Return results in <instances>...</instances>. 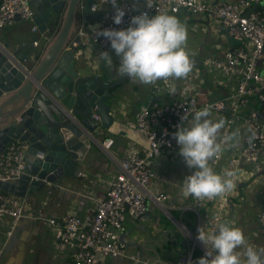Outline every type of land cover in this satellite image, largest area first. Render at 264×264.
I'll return each mask as SVG.
<instances>
[{"label":"crops","instance_id":"1","mask_svg":"<svg viewBox=\"0 0 264 264\" xmlns=\"http://www.w3.org/2000/svg\"><path fill=\"white\" fill-rule=\"evenodd\" d=\"M208 1L236 3L239 0ZM165 14L175 16L186 29L187 39L184 47L193 64L188 75L193 76L196 111L209 104L226 103L235 92L236 80L225 75L209 60L223 59L225 52L235 45L234 42L219 22L207 14L190 13L186 10H180L177 14ZM96 22L97 18L89 24ZM34 27L36 26L32 21L15 22L12 26L4 27L0 34L1 45L10 44L16 36L26 33L25 40L29 45L33 47L34 42H39V45L33 48L38 53L42 52L44 46L52 39V34L45 32L48 39L43 40L41 33L32 31ZM108 53L112 58L111 65L100 58L101 52L96 49H84L77 62L78 67L84 68L86 75L95 76L103 83H113L122 77L119 72L120 58L115 51ZM258 67L262 70L264 64L260 63ZM186 77L161 79L151 85L128 78L111 92L110 105L114 122L107 131L98 129L100 144L90 148L83 161L79 162L78 175L63 178L60 184L46 185L43 190L22 198L25 202L23 217L18 220L10 236L7 235L11 226L10 219L0 220V264L65 262L67 254H57L53 250V237L46 221L49 218H61L67 213L76 214L80 218L92 216L94 205L106 195L107 181L119 174V161L134 148L142 149L145 145L142 137L134 135L126 128V123L134 119L141 106L149 104L153 99L152 92L157 88H160L161 92L154 98L160 104L169 103L170 90H179L185 84ZM258 110L259 106L250 99L233 119L229 150L216 165L210 161V166L217 174L231 170L227 162L242 150L246 120ZM210 118L214 122L221 119L226 122L229 114L211 111ZM106 140H111L107 148L101 145ZM153 169L155 178L148 186V191L153 195L162 193L167 197L164 207L168 214L149 203L146 216L127 220L125 233L121 238L124 254L129 256L139 253L140 259L150 264H179L184 247L179 243V239L172 236L176 231L173 220H179L181 214L191 212L187 208L192 197L185 198L181 195V184L195 170L187 167L179 151L174 155L156 158L153 161ZM232 171L236 173V186L228 193L227 200L218 197L213 204L206 202L199 210L198 223L195 222L191 229L185 227L196 238L199 246L204 247L197 239L198 229L211 228L213 216L221 211V222H228L230 226L240 228L249 244L264 248L262 228L258 222L260 207L264 201V149L256 163L241 161ZM201 257L203 254L197 248L191 264H197ZM109 261L111 264H133L126 257L112 258Z\"/></svg>","mask_w":264,"mask_h":264},{"label":"built area","instance_id":"2","mask_svg":"<svg viewBox=\"0 0 264 264\" xmlns=\"http://www.w3.org/2000/svg\"><path fill=\"white\" fill-rule=\"evenodd\" d=\"M118 6L125 11L123 22L114 23L115 8L106 0H95V10L99 13L95 24L87 23L83 15L77 22L71 37L70 46L79 53L84 49H96L98 52H113L110 41L97 36L96 31L104 29L123 30L130 26L134 16L147 12L150 15L177 14L180 10L190 13H204L212 17L225 30L234 42V46L225 52L223 59L209 60L213 65L230 77L235 78L236 88L227 102L209 104L213 112L229 114L219 140L224 141V151L231 146V126L240 109L253 99L259 110L253 112L246 120V131L243 138V148L238 155L229 158L227 165L235 170L241 161L256 163L264 149V0H239L236 3L216 2L208 0H150L151 8L146 0H117ZM35 11L32 0H0V34L4 27L12 26L19 18L21 21H32ZM37 32V28L32 29ZM47 40L45 33L40 34ZM39 42H34L37 47ZM160 88L155 89L153 99L148 105L141 106L134 119L126 123V128L134 135L142 137L145 145L142 149L134 148L118 163L119 174L106 183V195L94 205L92 216L80 218L73 213H67L61 218H49L46 223L53 237V250L57 254H67L63 264H111L110 259L126 257L133 264H150L140 259V254L129 256L124 254V244L121 240L125 233V223L129 219H137L148 211L149 203L168 214L164 203L167 197L158 193L153 195L148 186L155 178L153 161L162 156L174 155L179 151V145L174 133L180 126H187L182 119L196 111V96L193 92V76L186 77L185 84L179 90H170L171 101L160 104L154 97L159 95ZM98 122L97 117H93ZM111 140L102 142L107 148ZM26 145L19 142L7 144L0 153V181L18 180L25 173ZM236 184L235 177H233ZM228 194L224 196L227 200ZM213 204L214 200H196L191 198L187 208L195 214L199 221V210L205 203ZM25 202L22 198L0 193V220L10 219L11 235L18 220L23 217ZM221 211L213 216L212 222L220 223ZM258 222L264 238V201L261 204ZM176 231L173 238L179 239L184 247V253L179 264H191L196 249L203 256L206 249L199 246L193 234L179 221L173 220ZM212 226V225H211ZM1 256V251H0Z\"/></svg>","mask_w":264,"mask_h":264},{"label":"water","instance_id":"3","mask_svg":"<svg viewBox=\"0 0 264 264\" xmlns=\"http://www.w3.org/2000/svg\"><path fill=\"white\" fill-rule=\"evenodd\" d=\"M94 1L32 0V24L52 39L40 53L26 33L0 43V153L11 142L26 145L25 173L0 181L2 193L24 198L77 176L79 162L100 144L98 129L114 122L111 92L128 77L109 84L86 75L77 63L81 53L70 46L78 18L91 23L99 16Z\"/></svg>","mask_w":264,"mask_h":264},{"label":"clouds","instance_id":"4","mask_svg":"<svg viewBox=\"0 0 264 264\" xmlns=\"http://www.w3.org/2000/svg\"><path fill=\"white\" fill-rule=\"evenodd\" d=\"M115 8L114 23L123 22L125 11L117 0H106ZM146 4L151 8L150 0ZM110 41L111 48L120 58L119 72L144 84H155L161 79L184 78L193 64L185 51L187 33L180 21L172 15L149 16L147 12L134 16L129 27L123 30L96 31ZM100 58L111 65L108 52ZM209 107L196 111L187 126H180L173 134L179 145V154L186 165L194 169L181 184V195L196 200L222 198L235 188L236 173L224 170L217 174L210 161L218 159L224 151V141L218 140L225 121H213ZM235 135V134H234ZM197 239L206 249L197 264H264V248H257L246 240L243 231L228 222H212L211 228L200 227Z\"/></svg>","mask_w":264,"mask_h":264},{"label":"trees","instance_id":"5","mask_svg":"<svg viewBox=\"0 0 264 264\" xmlns=\"http://www.w3.org/2000/svg\"><path fill=\"white\" fill-rule=\"evenodd\" d=\"M179 221L186 227L188 228H192L194 223L197 222V218L195 216L194 213L190 212V213H184L181 214V216L178 218ZM196 254V252L194 253V255Z\"/></svg>","mask_w":264,"mask_h":264}]
</instances>
